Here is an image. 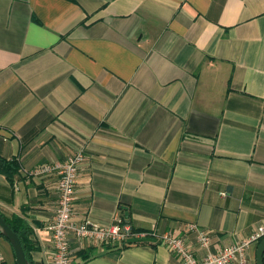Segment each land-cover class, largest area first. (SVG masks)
Returning <instances> with one entry per match:
<instances>
[{
  "label": "crops",
  "instance_id": "obj_1",
  "mask_svg": "<svg viewBox=\"0 0 264 264\" xmlns=\"http://www.w3.org/2000/svg\"><path fill=\"white\" fill-rule=\"evenodd\" d=\"M78 151L73 220L156 237L72 239L71 264H182L168 233L199 258L250 238L264 226V0H0V156L21 165L13 183L0 171V212L31 226L37 264H51L59 177L34 171Z\"/></svg>",
  "mask_w": 264,
  "mask_h": 264
},
{
  "label": "built area",
  "instance_id": "obj_2",
  "mask_svg": "<svg viewBox=\"0 0 264 264\" xmlns=\"http://www.w3.org/2000/svg\"><path fill=\"white\" fill-rule=\"evenodd\" d=\"M85 161L83 151H78L65 162L43 164L38 166L34 175L43 176L57 174L58 204L54 224L50 227L52 232L53 250L51 264H71V241L80 244L89 242L94 246L119 247L127 246L131 239H147L156 237L153 234H141L133 230L129 222L118 217L111 226H100L89 220L76 222L73 220L76 184L81 165ZM190 230L196 233V241L203 249H209L212 243L208 230L191 225ZM264 238V226L259 227L250 238L225 247L217 252L209 251L204 258H199L195 250L174 234H165L161 241L182 262V264H250L249 249L253 244ZM0 264L6 260L0 251Z\"/></svg>",
  "mask_w": 264,
  "mask_h": 264
},
{
  "label": "trees",
  "instance_id": "obj_3",
  "mask_svg": "<svg viewBox=\"0 0 264 264\" xmlns=\"http://www.w3.org/2000/svg\"><path fill=\"white\" fill-rule=\"evenodd\" d=\"M20 170H21V165H20L18 160H16V159L7 160L6 158L0 156V171L7 175L8 179L10 180L11 183H13L14 177L19 174ZM0 214L4 218L6 223L11 227V229L20 238L27 259L30 261L31 264H37L35 262L33 256H32V252L36 248L30 240V237L33 233V229L31 228V226H29V224L24 219H21L17 215H14L13 217L9 218V217H6L1 212H0ZM0 238H4L1 233H0ZM147 239H149V238H147ZM11 248H12V246H11ZM12 253L14 256L13 249H12ZM14 264H16L15 256H14Z\"/></svg>",
  "mask_w": 264,
  "mask_h": 264
},
{
  "label": "water",
  "instance_id": "obj_4",
  "mask_svg": "<svg viewBox=\"0 0 264 264\" xmlns=\"http://www.w3.org/2000/svg\"><path fill=\"white\" fill-rule=\"evenodd\" d=\"M0 233L12 246L16 264H31L26 257L20 238L6 223V221L1 216V214H0ZM143 241H147V239H131L129 240L128 243L136 244ZM256 262L257 264H264V238L257 245Z\"/></svg>",
  "mask_w": 264,
  "mask_h": 264
},
{
  "label": "rangeland",
  "instance_id": "obj_5",
  "mask_svg": "<svg viewBox=\"0 0 264 264\" xmlns=\"http://www.w3.org/2000/svg\"><path fill=\"white\" fill-rule=\"evenodd\" d=\"M2 240H3V242L5 243V244H7V241L4 239V238H2ZM8 246V245H7ZM2 246L0 245V250H2V248H1ZM9 248V247H8Z\"/></svg>",
  "mask_w": 264,
  "mask_h": 264
}]
</instances>
